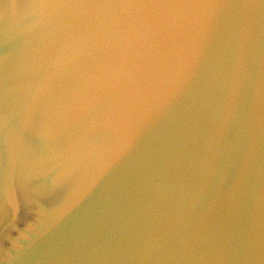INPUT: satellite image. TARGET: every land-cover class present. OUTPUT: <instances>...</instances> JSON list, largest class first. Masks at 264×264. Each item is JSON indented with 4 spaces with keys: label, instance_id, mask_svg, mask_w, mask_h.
I'll list each match as a JSON object with an SVG mask.
<instances>
[{
    "label": "water",
    "instance_id": "water-1",
    "mask_svg": "<svg viewBox=\"0 0 264 264\" xmlns=\"http://www.w3.org/2000/svg\"><path fill=\"white\" fill-rule=\"evenodd\" d=\"M0 264H264V0H0Z\"/></svg>",
    "mask_w": 264,
    "mask_h": 264
}]
</instances>
